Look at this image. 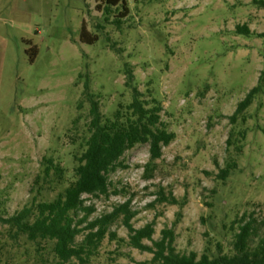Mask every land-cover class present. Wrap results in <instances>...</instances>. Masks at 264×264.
Wrapping results in <instances>:
<instances>
[{
  "label": "rangeland",
  "instance_id": "374dc122",
  "mask_svg": "<svg viewBox=\"0 0 264 264\" xmlns=\"http://www.w3.org/2000/svg\"><path fill=\"white\" fill-rule=\"evenodd\" d=\"M125 1L129 14L118 26L116 8L106 16L101 0H0V214L31 203L44 158L67 169L45 198L67 185L74 120L82 126L92 94L106 116L130 102L131 67V86L161 102V119L176 138L162 148L151 177L149 144L126 151L109 179L127 197L83 196L94 208L90 219L131 197L135 228L153 222L155 240L173 229L177 252L215 257L232 248L234 221L244 212L255 208L264 233V93L244 112L246 122L229 120L264 70V9L252 0ZM239 24L252 34L236 33ZM231 161L235 168L221 179ZM160 191L178 203L158 202ZM109 230L127 238L121 221ZM50 250L25 237L14 244L0 224V264H55ZM100 250L104 264H154L152 253L108 236Z\"/></svg>",
  "mask_w": 264,
  "mask_h": 264
},
{
  "label": "trees",
  "instance_id": "16d2710c",
  "mask_svg": "<svg viewBox=\"0 0 264 264\" xmlns=\"http://www.w3.org/2000/svg\"><path fill=\"white\" fill-rule=\"evenodd\" d=\"M252 2L264 9V0ZM98 5H101L106 16L116 8L118 20L115 23L118 26L122 24V18L129 14L125 0H101ZM235 32L248 36L252 34L247 24L237 25ZM126 74V85L132 87L130 102H120L117 109L106 116L101 111L100 100L94 99L92 94L88 96L90 107L82 126L77 125L79 117L74 120L75 128L72 126L67 138L70 146H77V151L72 156L74 166L67 185L53 197L45 198V190L53 191L64 183L67 169L53 157L44 158L42 171L36 176L31 189L36 193L31 203L13 215L0 214V224L6 226L14 244L25 237L35 243L39 251L51 246V253L49 251L48 254L53 255L55 264H94L97 260L104 264L100 248L106 236L112 241L125 242V245L139 251L152 253L154 264H264V233L259 234L262 224L255 208L244 212L234 221L232 248L215 257L208 253L199 256L195 251L187 254L177 252L173 245V229H163L160 239L155 240L153 222L135 228L131 222L136 214L130 205L131 197L115 205L112 211L90 219L94 208L85 204L83 196L108 198L111 194H120L127 197V190L123 188L120 191L109 179L111 173L123 166L121 159L126 151L138 144H149L150 158L145 172L150 175L147 177H151L155 162L162 157V148L176 138L175 133L169 131L161 119V102L152 94L149 95L150 99L142 98L137 87L131 86V67L126 69ZM87 88L88 84L85 83ZM260 93H264V70L257 85L238 102L235 112L229 118L231 125L237 126L239 120L241 123L246 122L244 112ZM237 134L239 143L236 150L241 154V141L245 139L246 131L243 129ZM230 142L228 139V144ZM235 165L236 162L231 161L221 169L220 178L226 179ZM156 200L170 205L178 203L173 195L169 197L163 191L159 192ZM117 221H121L127 229V238H120L117 233L110 232V227Z\"/></svg>",
  "mask_w": 264,
  "mask_h": 264
}]
</instances>
